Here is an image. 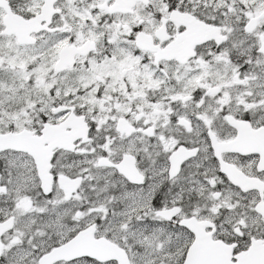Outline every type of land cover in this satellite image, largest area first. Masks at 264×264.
<instances>
[{
    "label": "snow or ice",
    "instance_id": "6c2138e0",
    "mask_svg": "<svg viewBox=\"0 0 264 264\" xmlns=\"http://www.w3.org/2000/svg\"><path fill=\"white\" fill-rule=\"evenodd\" d=\"M0 264H264V0H0Z\"/></svg>",
    "mask_w": 264,
    "mask_h": 264
}]
</instances>
